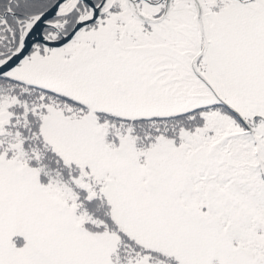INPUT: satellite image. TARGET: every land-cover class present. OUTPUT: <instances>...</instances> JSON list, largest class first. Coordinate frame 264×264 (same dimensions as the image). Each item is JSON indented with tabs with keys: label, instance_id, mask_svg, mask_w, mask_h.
I'll use <instances>...</instances> for the list:
<instances>
[{
	"label": "snow or ice",
	"instance_id": "6c2138e0",
	"mask_svg": "<svg viewBox=\"0 0 264 264\" xmlns=\"http://www.w3.org/2000/svg\"><path fill=\"white\" fill-rule=\"evenodd\" d=\"M0 264H264V0H0Z\"/></svg>",
	"mask_w": 264,
	"mask_h": 264
}]
</instances>
